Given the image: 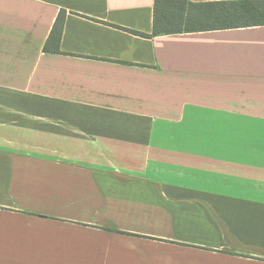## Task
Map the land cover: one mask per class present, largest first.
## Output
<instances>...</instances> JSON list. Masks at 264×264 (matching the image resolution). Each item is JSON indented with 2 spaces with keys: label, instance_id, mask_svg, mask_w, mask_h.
Instances as JSON below:
<instances>
[{
  "label": "crops",
  "instance_id": "crops-1",
  "mask_svg": "<svg viewBox=\"0 0 264 264\" xmlns=\"http://www.w3.org/2000/svg\"><path fill=\"white\" fill-rule=\"evenodd\" d=\"M155 1L0 0V264H264V25Z\"/></svg>",
  "mask_w": 264,
  "mask_h": 264
},
{
  "label": "trees",
  "instance_id": "trees-1",
  "mask_svg": "<svg viewBox=\"0 0 264 264\" xmlns=\"http://www.w3.org/2000/svg\"><path fill=\"white\" fill-rule=\"evenodd\" d=\"M66 11H61L45 43L46 52L61 53ZM264 25V0L192 2L156 0L153 36L180 32Z\"/></svg>",
  "mask_w": 264,
  "mask_h": 264
}]
</instances>
